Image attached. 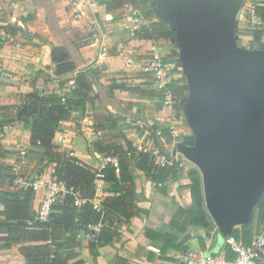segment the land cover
Segmentation results:
<instances>
[{"label": "crops", "instance_id": "1", "mask_svg": "<svg viewBox=\"0 0 264 264\" xmlns=\"http://www.w3.org/2000/svg\"><path fill=\"white\" fill-rule=\"evenodd\" d=\"M5 1H7L6 6L9 12L1 18L3 23L20 27L21 31L15 36L1 35L0 106L18 104L21 96L35 89L45 93H62L70 89L74 73L55 76L47 68L50 64V46L61 44L69 51L77 70H87L91 92L90 101L84 110L74 111L70 120L61 123L58 131L66 133L70 140L72 138L70 134L73 133L74 138L72 145L69 143L70 141L64 143L65 145L53 142L59 150L70 152L94 168H100L108 161L103 154L94 151L93 143L97 139L91 141L92 139H88L87 132L79 134L78 127H71L75 122L74 115L76 113L87 115L91 112L89 114H93L92 127L98 131V135H101V132L109 133L108 141L117 140L120 135H124L133 144L143 132L147 131V129L143 130V127L147 125L145 123L151 125V131L154 129L155 122L164 124V113L161 109H153L154 101L152 99L141 97L138 92L126 89H110L113 82L141 80L143 73L136 67H126L124 64L130 59L140 61L148 58L151 50L153 48L162 49L157 45L164 42V40H160L153 43L150 40L134 37L133 29L143 21L137 18L129 7L115 13H107L104 4L95 0ZM152 1L158 9L156 17L166 20L176 30V35H180L182 32L180 21L187 23L190 14L200 11L198 9L200 4L212 5L209 0ZM258 1L229 0L230 13L236 18H244L245 15L249 17V9L252 5H263ZM217 28L223 29L226 49L232 55L236 53L237 49L250 50L252 52L250 55L261 57L264 68L262 56L264 52L262 50H260L262 52L260 55L252 49L236 47L234 41L229 37L227 28L221 24ZM231 28L233 31L237 30L234 21L231 23ZM198 34L197 31L196 36ZM215 34L217 35V33ZM216 35L214 36L215 40L218 38ZM236 37L245 39L248 45L252 40V35L247 34H236ZM194 40L196 38L188 39L184 49L190 48V44H193ZM113 46L115 49L112 48ZM39 70L49 73V76L43 79L38 73ZM170 76L177 80L178 72H172ZM59 82L63 84L59 85ZM261 100L264 114V93ZM5 117H7V113L0 111V120ZM106 119L113 121L111 123L113 126L106 125ZM181 130L184 131L183 128ZM113 131V134L110 133ZM29 134L28 126L22 121H14L0 126V149L2 151L0 163L7 168V170L2 169L3 173L13 175L12 178L3 176L0 178V194L2 192L13 193L37 177L54 178L52 165L47 164L46 160L39 161L31 152ZM89 146H91L94 156L98 158L94 164L88 160L90 154L84 148ZM40 169L42 173H39ZM35 171L39 174H35ZM134 174L137 184L136 203L145 209L147 214H137L128 223L114 220L113 226L120 231V238L99 247L96 256L89 253L88 240L84 232H80V254L84 264H183L182 251L169 249L162 253L159 244L145 236L144 228L168 230V223L175 211L180 207L188 208L190 206V192L186 186L188 179L182 178L168 183L166 192L162 193L140 171L134 170ZM97 186L96 195L98 197L110 195L104 191L109 184L99 180ZM40 199L41 193L33 192L32 209L34 212L38 210ZM254 209L255 211L248 215L253 225L252 232L258 226L257 209ZM216 228H218L217 225ZM186 234L192 236L187 241L190 246L188 249L215 251L212 248L216 239L221 240L219 232L216 233L213 230L210 238L206 239L205 246L202 247V239L205 236L203 228L189 226L185 233L179 234V239ZM263 255L264 253L262 257ZM262 257L261 259L264 261ZM0 264H26L18 251L17 244L5 249L0 248Z\"/></svg>", "mask_w": 264, "mask_h": 264}, {"label": "trees", "instance_id": "2", "mask_svg": "<svg viewBox=\"0 0 264 264\" xmlns=\"http://www.w3.org/2000/svg\"><path fill=\"white\" fill-rule=\"evenodd\" d=\"M95 1L104 4L107 13H115L129 7L130 11L143 21L132 31L133 36L138 39L157 43L174 38L177 34L166 20L156 17L158 9L152 0ZM258 2L263 5H256L255 9L261 18H264V0ZM3 22L0 19V43L2 34L15 36L21 31L20 27ZM251 35L249 47L264 52L263 33L254 29ZM47 68L55 76L74 73L70 89L62 93H45L35 89L24 94L18 104L0 106V111L7 113V117L0 120V126L14 121L24 122L30 132L31 152L39 161L46 160L47 164L52 165L53 176L63 183L65 191L51 205L44 219H39L32 209L33 191L30 187H20L13 193L2 192L1 249L17 244L26 264H84L80 254V232H86L89 225L100 224L95 239L88 241L89 253L96 256L99 247L119 240L120 231L113 226L114 220L128 223L137 214H147V211L136 203L137 184L134 170L140 171L162 193L166 192L168 183L182 178L188 179L186 186L190 192V206L180 207L175 211L168 223V230L144 228L145 236L159 244L162 253L169 249L182 252L188 250L190 246L187 241L192 236L186 234L179 239V234L185 233L189 226L205 230L202 247L213 230L219 232L221 240L216 239L212 249L223 253L227 259L234 257V252L226 243L228 237L240 241L244 246L250 244L253 225L249 217L233 226L228 233H224L220 227L216 228L205 208L202 178L197 168L185 169L179 161H173L171 165H157L150 154L137 152L132 142L124 135H120L117 140L108 141L110 136L101 134L93 143L95 152L111 159L100 168L86 164L70 152L59 150L53 144L54 134L62 122L71 119L74 111L84 110L90 101L91 83L87 70H77L64 45L50 46V64ZM38 73L43 79L49 76V73L43 70ZM143 74V78L137 82H113L110 89L138 92L141 97L154 101L153 109H162L163 95L153 87L152 79ZM166 89L173 97H182L187 87L180 85L178 80H172ZM153 126V131L158 130L161 139H172L168 125L155 122ZM176 140L185 145H193L194 137L191 133H180ZM1 152L0 149V154ZM2 169L7 170L0 163V178L13 177L3 173ZM99 180L109 184L104 191L110 195H96ZM252 207L257 209L259 226L264 221V189L255 197Z\"/></svg>", "mask_w": 264, "mask_h": 264}, {"label": "water", "instance_id": "3", "mask_svg": "<svg viewBox=\"0 0 264 264\" xmlns=\"http://www.w3.org/2000/svg\"><path fill=\"white\" fill-rule=\"evenodd\" d=\"M251 53L237 49L232 55L230 86L191 88L186 114L194 142L177 143L200 171L206 209L224 233L247 219L264 189V68Z\"/></svg>", "mask_w": 264, "mask_h": 264}, {"label": "rangeland", "instance_id": "4", "mask_svg": "<svg viewBox=\"0 0 264 264\" xmlns=\"http://www.w3.org/2000/svg\"><path fill=\"white\" fill-rule=\"evenodd\" d=\"M209 1H211L212 5L207 6L206 4L204 6V4H200L198 7L200 11H198V13L196 14L194 13L190 14L189 15L190 17L187 23H183L182 21H180V27L182 31L180 35H176L174 38L165 40L161 44L157 45V47L161 46L162 48L157 51L163 56L164 61L168 62L171 65V69H170L171 73L178 72L177 80L180 81V85L182 86L184 85L187 87V90L185 91L184 96L173 97L171 95L168 105L171 106L172 112H168V109L166 110H163V108L161 109L164 113L163 115L164 124L162 125H168V126L172 125L174 127V131L177 132L178 135L180 133H191L192 134V131H193V128L191 127L189 123L190 120L186 114V109L192 99L191 89L189 85V80H190L189 73L187 69H188V65L190 64L189 59H194V58H193V54L190 55L191 52L188 51L189 50L188 48L184 49L186 41L191 38L193 39L196 38L197 31L199 32L201 37L207 34L208 32L214 33L218 25L221 24L225 28H227V31L229 32V37L234 41L236 47H244L247 49L248 48L251 49L245 39L241 37H236V34L237 35L247 34L251 36L252 31L254 29L248 21V16L245 15L244 18H236L235 15H231L230 6L228 4L229 0H209ZM6 3L7 1L5 0L0 1V19L5 17V15H7V13L9 12V9L6 6ZM232 21H234L235 29H237L236 31H233L231 28ZM112 48L115 49V46H113ZM252 50L260 55L262 53L260 50H254V49ZM262 56L264 58V54H262ZM172 77L173 76H171V81L174 80L172 79ZM61 84L63 83L59 82V85ZM162 104L163 106L165 105V102H163V100H162ZM89 113L87 115H85V113H76L74 115L75 122H73L74 124L71 127H78L79 134H82L83 132L84 133L87 132L88 139H92L91 141H93L97 139L99 135H98V131H96L92 127L93 126V122H92L93 114H89ZM104 117L106 118V116ZM263 118H264V114H263ZM106 123H107L106 125H111L112 122L106 121ZM145 124L147 125L145 126L143 125L144 126L143 130L147 129L149 136L151 138V141L161 152H163L164 154H169L175 151L176 144L174 141H176V143L179 142L178 140H176L177 137L176 138L172 137L170 141H167L166 139H161L158 136L159 131H151L150 130L151 125L148 123H145ZM182 128L184 129V131L181 130ZM110 133L113 134L114 131ZM101 134L110 135L109 133H104V132L103 133L101 132ZM70 136L72 138L69 143L72 145L74 134L71 133ZM84 148L90 154V157L88 158V160L92 164H94V162L97 161L98 158L94 156L91 150V146L84 147ZM182 163L185 169L197 168L193 163H191L190 161L186 159L182 160ZM34 173L37 174L38 172L35 171ZM39 173H42L41 169ZM254 211L255 209L252 208L251 206L249 214L253 213ZM262 258H264V255ZM259 264H264V261L260 259Z\"/></svg>", "mask_w": 264, "mask_h": 264}, {"label": "built area", "instance_id": "5", "mask_svg": "<svg viewBox=\"0 0 264 264\" xmlns=\"http://www.w3.org/2000/svg\"><path fill=\"white\" fill-rule=\"evenodd\" d=\"M248 21L253 29L260 30L264 35V18L257 13L255 6H251L249 9ZM126 67H136L140 72L147 74L153 82V86L163 95V102L165 105L163 110L168 109V112H172V108L169 104L171 97L170 92L166 89L167 84L171 81V65L165 62L163 56L156 50L152 49L148 58L135 61L127 60L124 64ZM170 133L173 138L178 136V133L174 131V127L169 125ZM70 139L66 133L57 131L54 134L53 142L56 144H64L69 142ZM169 154L161 152L151 141L148 131L136 139L133 146L137 152H146L152 156L154 162L157 165H171L173 161H179L183 165L182 160H185L183 155L177 149ZM107 160H111L106 157ZM26 186L30 187L34 193L40 192L41 199L38 210L36 212L39 219H44L51 207V205L63 194L65 187L62 182L55 178L37 177L34 180L28 182ZM100 224H92L87 227V231L84 232L86 239L92 241L95 239ZM226 243L229 244L231 250L234 252L232 259H227L223 253L215 250L208 251L203 249H188L182 253L181 260L183 264H259V261L264 253V221L253 232L250 244L244 246L240 241L234 240L232 237L226 239Z\"/></svg>", "mask_w": 264, "mask_h": 264}, {"label": "flooded vegetation", "instance_id": "6", "mask_svg": "<svg viewBox=\"0 0 264 264\" xmlns=\"http://www.w3.org/2000/svg\"><path fill=\"white\" fill-rule=\"evenodd\" d=\"M216 30L214 32L217 35L208 32L201 37L198 34L194 43L190 44L191 47H188V51L194 54V60L189 59L190 64L187 69L190 89L203 86V82L206 88L228 87L232 83L234 57L226 49L223 29L217 28ZM215 35L218 36L217 40L214 38Z\"/></svg>", "mask_w": 264, "mask_h": 264}]
</instances>
